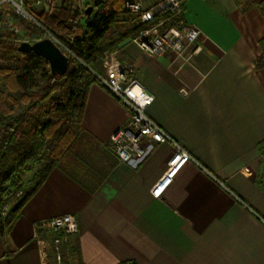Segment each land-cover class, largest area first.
Instances as JSON below:
<instances>
[{"label": "crops", "instance_id": "0c3cea01", "mask_svg": "<svg viewBox=\"0 0 264 264\" xmlns=\"http://www.w3.org/2000/svg\"><path fill=\"white\" fill-rule=\"evenodd\" d=\"M258 2L241 11L242 0H185L184 21L200 29L202 47L187 60L174 50L150 55L127 38L117 45L115 59L131 65L153 95L148 116L194 161L185 162L158 197L150 188L175 151L170 142L154 143L128 162L113 151L99 183V175L87 183L52 166L0 234V264H56L41 255L32 234L37 221L63 213L77 222L78 254L68 256L69 264H264V65L255 67L264 18ZM128 117L125 105L90 83L81 126L91 144L109 145ZM32 173L22 175L24 190Z\"/></svg>", "mask_w": 264, "mask_h": 264}, {"label": "trees", "instance_id": "16d2710c", "mask_svg": "<svg viewBox=\"0 0 264 264\" xmlns=\"http://www.w3.org/2000/svg\"><path fill=\"white\" fill-rule=\"evenodd\" d=\"M121 5L122 0H101L99 8L89 14L85 9L83 13L76 14L61 9L56 15L39 11L32 14L38 26L22 24L28 39L42 38L46 30L68 47V66L63 76L51 74L43 58L19 51L13 34L0 33V76L6 79L0 83L1 235L10 229L20 207L45 179L52 166L60 167L75 178L72 172L60 165V160L83 143L91 145L90 135L81 126V117L88 87L91 82H98L96 74H101L98 59L106 52L114 51L124 39L135 36L139 29L148 26L128 25L103 42ZM245 9L246 6H243L241 11ZM258 9L264 18V0L258 2ZM258 43L261 52L256 68L264 65V36ZM43 157L45 162L38 170L39 175L24 190L22 175L33 170ZM108 168L99 174L96 183L104 178ZM7 203L11 206L3 214ZM60 250V259L56 264H69L68 256L78 254L75 233L65 236Z\"/></svg>", "mask_w": 264, "mask_h": 264}, {"label": "built area", "instance_id": "2783aa9c", "mask_svg": "<svg viewBox=\"0 0 264 264\" xmlns=\"http://www.w3.org/2000/svg\"><path fill=\"white\" fill-rule=\"evenodd\" d=\"M36 1L40 2V0ZM184 1L157 0L148 6H143L139 1L124 0L123 9L135 17V23L132 26L148 24V26L139 29L135 36L127 39L150 55H159L166 50H174L178 54L185 53L184 60H187L190 56L199 53L202 50L198 43L201 31L184 21ZM27 2L28 0H0V8L9 6L16 15L29 19L38 26L31 13L25 8ZM8 28L14 33L19 32L18 26L13 22H9ZM44 37L50 38L59 47L63 46L46 30L42 38ZM39 39L41 38L33 39V41ZM18 41L29 40L19 39ZM105 56L106 59L102 63L103 72L96 74L98 82L129 110L126 123L116 128L109 137V142L118 160L128 162L132 158L140 159L147 154L154 143L170 142L175 147L163 174L150 188V193L154 197H158L178 169L185 162L194 161V159L174 138L148 116L146 110L153 100V95L133 76L132 66L119 63L112 52ZM144 140L147 142L146 144H143ZM2 213H6V205H4ZM46 231L51 233L49 239L40 235ZM76 231L75 216L71 213H63L37 221L34 224L32 235L39 244L41 255L46 258L49 251H52L58 262L62 241L67 234ZM117 264H136V262L127 260Z\"/></svg>", "mask_w": 264, "mask_h": 264}, {"label": "rangeland", "instance_id": "374dc122", "mask_svg": "<svg viewBox=\"0 0 264 264\" xmlns=\"http://www.w3.org/2000/svg\"><path fill=\"white\" fill-rule=\"evenodd\" d=\"M47 1L48 0H40V2L38 3L36 0H28L25 8L31 13V15L39 11H43L44 13L56 15L61 11V9H66L70 11L71 14H76L77 12L83 13L84 9L87 6L92 5L93 0H49V2ZM134 1H139L143 6H148L156 2L157 0H134ZM123 2L124 0H122V5L117 13L116 20L109 27L108 31L105 34L103 42L108 40L110 37H114L121 30H123L124 27L128 25L132 26V24L135 23L134 15L128 14L123 9ZM242 2L244 6H248L250 4H253L254 0H242ZM99 5L100 4L93 6L92 11H95L96 9H98ZM257 7H258V3H257ZM9 22H13L14 24H16L19 28V32L14 33L10 31L8 28ZM23 23H32L35 26H37L33 21L16 15L9 6H4L0 8V33L7 32V33L13 34L15 36V41L17 44L20 42L18 41L19 39L20 40L24 39V40H29V41H33V39H35V38H32V39L27 38L24 32V29L22 27ZM59 44L63 45L60 47V49L65 54L70 53L68 52L69 51L68 47L64 46V43L59 42ZM108 53L110 52H106L102 56V58L98 59V62L101 66V72H103L102 63L106 59L105 55ZM4 80L6 79L0 76V83L4 82ZM112 154H113V150L110 144L106 145L104 148H101V147L98 148L94 144L88 145L86 143H83L79 145L78 148H76L75 150L69 153H66L61 158L60 165H62L68 171L72 172L79 179L87 181L88 183L90 178L92 181L93 178H96L101 172H103L104 166L107 165V163L105 162V159L109 158L110 156L112 157ZM44 162H45V158L43 157L33 169L32 177L30 178L31 175H28L29 176L28 178H30V182L27 185L28 187L31 186L34 178L39 175L38 170ZM88 176H90L89 179H88ZM28 187L26 189H28ZM10 206L11 204L7 203L6 212L9 210ZM48 259H50V261L52 262L53 261L57 262L55 255L51 251H49L48 253Z\"/></svg>", "mask_w": 264, "mask_h": 264}, {"label": "water", "instance_id": "95a60500", "mask_svg": "<svg viewBox=\"0 0 264 264\" xmlns=\"http://www.w3.org/2000/svg\"><path fill=\"white\" fill-rule=\"evenodd\" d=\"M101 3V0H93L92 5L85 8L86 14H89L93 8ZM23 53H33L43 58L49 66V71L53 75L63 76L67 70L68 60L66 54L50 38L44 37L39 40L29 42L21 41L17 46Z\"/></svg>", "mask_w": 264, "mask_h": 264}]
</instances>
